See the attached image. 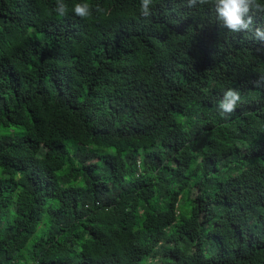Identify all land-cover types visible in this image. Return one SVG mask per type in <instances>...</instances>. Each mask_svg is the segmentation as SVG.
<instances>
[{
    "label": "trees",
    "instance_id": "16d2710c",
    "mask_svg": "<svg viewBox=\"0 0 264 264\" xmlns=\"http://www.w3.org/2000/svg\"><path fill=\"white\" fill-rule=\"evenodd\" d=\"M77 2L0 0V264H264V42Z\"/></svg>",
    "mask_w": 264,
    "mask_h": 264
},
{
    "label": "clouds",
    "instance_id": "9594fccd",
    "mask_svg": "<svg viewBox=\"0 0 264 264\" xmlns=\"http://www.w3.org/2000/svg\"><path fill=\"white\" fill-rule=\"evenodd\" d=\"M191 8H203L205 6L214 10L216 18L230 32L251 33L257 41L264 42V24H254L255 13H264V0H186ZM153 0H141L140 10L143 16L151 14ZM68 6L64 0H57L54 9L57 17H65L68 14ZM71 11L81 18H87L91 14V7L87 0L74 3ZM252 13V14H250ZM241 101V94L235 88L224 90L219 102L220 114H231Z\"/></svg>",
    "mask_w": 264,
    "mask_h": 264
}]
</instances>
